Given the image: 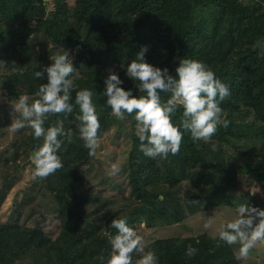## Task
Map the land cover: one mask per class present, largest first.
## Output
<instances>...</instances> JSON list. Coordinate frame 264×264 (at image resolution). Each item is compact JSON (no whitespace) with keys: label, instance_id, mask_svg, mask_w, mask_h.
<instances>
[{"label":"trees","instance_id":"16d2710c","mask_svg":"<svg viewBox=\"0 0 264 264\" xmlns=\"http://www.w3.org/2000/svg\"><path fill=\"white\" fill-rule=\"evenodd\" d=\"M55 2L56 9L49 17L45 0H0V61L3 62L0 83L10 101L24 94L38 97L40 84L47 83L46 73L43 78L20 83L12 79L18 72L42 71L50 65L52 61L45 52L50 45L56 49L78 47L73 64L80 71L74 80L76 88L71 92L73 112L67 117L63 113L48 114L44 123L45 128L61 126L66 132L72 130L71 142L65 139L59 153L63 167L42 178L58 203L60 234L52 240L41 229L0 221V264H107L112 252L110 241L116 234L109 227L113 219L126 217L133 228L143 223L150 226L155 216L146 203L154 202L161 204L162 209L156 224L174 226L181 222L183 208L169 205L168 197L171 196L169 184L184 178L192 182L197 193L190 209L236 206L240 202L236 193L237 170L217 162L218 156L213 153L216 151L209 150L203 140H193L190 134H185L180 151L171 154L178 176L170 166L163 172L155 159L139 150L134 114H126L133 129L128 176L131 195L111 204V212L90 219L82 166L89 164L93 156L80 138L79 108L74 101L76 91L83 88L102 92L103 79L110 70H119L121 64L124 69L119 76L124 80L123 87L131 88L134 95H146L126 77L125 69L140 47L147 45L145 59L154 66L168 67L175 74L181 58L201 60L229 85L231 94L221 103L222 114H226L223 120L228 125H218L211 138L219 148L222 144L234 145L235 139L248 135L254 128L264 137V50L258 48L260 42L264 45V5L259 0H75L73 17L80 29L73 39L69 34L71 17L67 0ZM32 36L41 44L39 51L31 42ZM169 98V94H161L162 103ZM104 99L99 95L94 97L101 137L114 120ZM177 103L173 119L179 124L183 108ZM249 115L253 116V123L242 133L239 130L242 125L237 121ZM42 144L43 137L35 138L32 131L31 151ZM18 170L16 167L13 171ZM241 170L264 187V158L254 165L245 163ZM11 187L12 181L5 178L0 202ZM100 208L95 212H101ZM101 218L105 219L104 223ZM190 244L199 249L191 259L185 256ZM151 249L159 264H240L232 245L221 241L219 236L158 239Z\"/></svg>","mask_w":264,"mask_h":264},{"label":"clouds","instance_id":"9594fccd","mask_svg":"<svg viewBox=\"0 0 264 264\" xmlns=\"http://www.w3.org/2000/svg\"><path fill=\"white\" fill-rule=\"evenodd\" d=\"M148 50L147 45H142L136 58L125 69L126 77L134 82L139 92L143 91L146 95H134L131 88L126 90L124 80L114 70H110L103 79V91L99 94L89 88L76 91L74 103L79 108V135L90 156L95 155L101 138L94 101L97 95L106 98L104 105L116 117L123 119L126 114H134V135L139 141L138 148L152 159L177 154L185 134H190L193 140L207 143L216 133L218 125L227 127L228 121L222 120L221 103L231 94L229 85L217 78L205 62L192 58H181L174 69L175 74H172L168 67L148 63L145 59ZM50 59V65L34 73L36 78L47 74V83L40 84L36 93L39 98L29 103L27 94L20 95L14 106L19 117L10 125L12 129L30 126L35 138L43 137V144L31 156L33 176L40 178L63 167L59 153L65 139L71 142L72 130L66 132L61 126L45 128L44 123L48 114L63 113L67 117L73 112L71 92L76 88L74 80L80 73L67 49ZM121 68L124 69L123 64ZM164 93L170 96L166 103L161 102V94ZM177 102L183 108L179 124L173 119ZM118 172L119 168L113 163L111 174ZM211 221L212 217H209L205 227ZM109 227L114 228L116 234L110 241L112 252L107 264H133L134 253L142 254L135 264H159L153 252L145 253L143 238L129 226L126 217L113 219ZM219 239L228 245L239 243L237 259H246L257 242H264V209L248 204L238 205L236 217L221 225ZM198 251L190 244L186 247L185 256L191 259Z\"/></svg>","mask_w":264,"mask_h":264},{"label":"rangeland","instance_id":"374dc122","mask_svg":"<svg viewBox=\"0 0 264 264\" xmlns=\"http://www.w3.org/2000/svg\"><path fill=\"white\" fill-rule=\"evenodd\" d=\"M264 5V0H259ZM69 7V34L75 39L79 34L80 25L74 20L76 8L75 0H67ZM44 8L47 16H51L56 9L55 0H45ZM31 37V42L36 44V51L41 49V44ZM258 48L264 50L262 42ZM69 50L73 61L76 59L78 47L56 49L52 45L45 50L50 59L57 53ZM42 52V51H41ZM108 67H104L106 69ZM122 68L115 72L118 74ZM37 70H25L15 74L12 82L20 83L35 79L34 73ZM39 97L29 98V103ZM15 101H10L8 95L0 83V188L5 178L12 181V187L8 194L0 202V221L5 223H16L22 227L41 229L44 234L55 240L61 231L59 219V208L56 199L47 191L43 179L33 176L34 164L31 160L33 152L30 149V135L32 129L25 126L19 129H12V121L19 117V112L14 111ZM114 116V120L98 141L95 155L89 164L82 166L85 176V189L88 195L86 210L90 212V219L96 216L111 212L114 202L124 198H129L131 189L129 186V156L133 145V129L128 121L127 115L123 119ZM226 114H222V120ZM253 116L249 115L237 121L239 130L242 132L249 129V124L253 123ZM258 124V123H257ZM260 124V123H259ZM246 136L235 139L234 145L222 144L221 148L214 140L205 142L209 150H213L218 156L217 162L224 163L228 167H235L237 170L236 193L239 196V203L232 207L221 205L205 209H190V204L194 201L197 193L188 178L181 179L178 183L169 184L171 196L169 205H180L183 208V219L174 226H160L156 221L161 217V204L147 202L150 211L155 216L151 220V225L143 223L136 225L134 229L143 238L145 253L152 252V243L158 239L184 238L207 234L210 237H218L221 225L228 223L236 217V207L240 204H248L252 207L264 209V187L256 183L241 170L245 163L256 164L264 158V137L256 133V128L252 129ZM243 133V132H242ZM252 135V138H250ZM16 160V161H15ZM23 161L26 164H23ZM156 165L163 170L170 166L172 173L178 176V171L174 170L175 162L171 160V154L167 158L155 159ZM115 163L119 172L111 174V165ZM17 165V166H16ZM19 167L17 172L14 168ZM165 177V173L163 174ZM166 187V186H165ZM161 198V197H160ZM107 202L103 205L102 203ZM159 203L162 202L158 201ZM115 205V204H114ZM113 205V206H114ZM120 207V205H117ZM101 207V212H95ZM212 217L211 223L205 227L208 218ZM103 220V218H101ZM105 219L103 220L104 223ZM255 223V222H254ZM239 243L232 245L236 255H238ZM142 254H133V264ZM240 264H264V242H257L250 250L246 259L239 260ZM19 264V263H17Z\"/></svg>","mask_w":264,"mask_h":264}]
</instances>
